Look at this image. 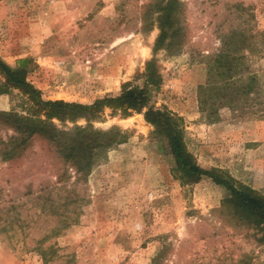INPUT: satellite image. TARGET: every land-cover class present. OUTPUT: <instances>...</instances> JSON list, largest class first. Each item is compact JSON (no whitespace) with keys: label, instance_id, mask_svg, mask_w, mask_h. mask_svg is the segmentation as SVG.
Returning <instances> with one entry per match:
<instances>
[{"label":"rangeland","instance_id":"374dc122","mask_svg":"<svg viewBox=\"0 0 264 264\" xmlns=\"http://www.w3.org/2000/svg\"><path fill=\"white\" fill-rule=\"evenodd\" d=\"M166 2L0 0V56L45 99L90 104L143 86L150 60L163 77L129 115L48 119L19 89L0 95V112L51 123L23 135L0 118V264H264L254 217L211 178L176 174L144 115L182 116L200 166L264 195V0H178L156 50Z\"/></svg>","mask_w":264,"mask_h":264},{"label":"trees","instance_id":"16d2710c","mask_svg":"<svg viewBox=\"0 0 264 264\" xmlns=\"http://www.w3.org/2000/svg\"><path fill=\"white\" fill-rule=\"evenodd\" d=\"M178 3V0H167L166 5L162 8L163 13L160 16L161 33L156 42V50L168 38L169 30L174 25V12ZM0 75L4 78V81L0 84V95L9 93L11 88L19 89L26 95L27 100L32 103V107L34 108V113L32 114L43 113L48 119L53 117L64 119L65 117L85 115L96 117L105 106H111L115 110H122L124 115H129L131 111H142L144 107L148 106L150 101V87L154 86L158 90L163 81L156 60H150L147 61L145 71L142 73L145 79L143 86L126 83L120 94L106 96L96 99L93 103L85 104L64 99H45L41 89L28 79V69L26 66L15 68L9 65L1 56ZM249 80L247 88L251 92L256 80L254 77H250ZM211 87H214V85L209 83L204 89ZM144 115L149 123L156 126L159 133L166 134L168 147L175 159V172H180L181 177L191 180H199L206 176L218 185L226 188L231 194L228 201L244 207L247 210V214L254 217L251 223L261 233L258 240L264 242V195L249 185L237 181L230 175H223L214 169H206L200 166L193 155L186 149L183 135L184 118L182 116L167 108H155L153 106H149ZM16 117L12 113L0 112V118L8 123H16L18 132L23 135L51 129V123L47 120H35L28 116H24L23 118ZM77 129L81 133L88 131L85 127H77ZM16 142L17 140L15 139H13V142L11 141V143L15 144ZM82 145L91 148L88 143H82ZM72 151L75 152V147H72ZM13 153L12 149H10L5 151L4 155L9 158ZM41 254H43L46 260L48 259L45 250L42 249Z\"/></svg>","mask_w":264,"mask_h":264}]
</instances>
